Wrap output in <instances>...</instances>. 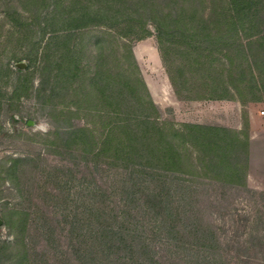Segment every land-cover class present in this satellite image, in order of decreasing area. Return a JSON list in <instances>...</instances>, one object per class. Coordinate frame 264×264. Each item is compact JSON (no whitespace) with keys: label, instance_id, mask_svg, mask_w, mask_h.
I'll list each match as a JSON object with an SVG mask.
<instances>
[{"label":"trees","instance_id":"1","mask_svg":"<svg viewBox=\"0 0 264 264\" xmlns=\"http://www.w3.org/2000/svg\"><path fill=\"white\" fill-rule=\"evenodd\" d=\"M0 8L22 44L14 69L0 55V115L6 110L16 121L20 99L34 95L51 123L52 152L115 171L73 193L62 185L64 175L51 172L46 183L56 177L58 186L39 188L38 203L20 177L33 158L1 162L0 199L10 183L15 197L28 201L0 209L12 236L0 237V264H166L153 243L165 232L171 241L180 235L182 264H225L214 252L211 225L184 219L188 210L176 194L189 192L171 184L203 174L246 187L249 137L194 122L168 127L132 42L155 36L178 97L244 100L247 92L257 101L264 91V0H0ZM82 116L86 122L76 124ZM152 218L162 229L148 231Z\"/></svg>","mask_w":264,"mask_h":264},{"label":"rangeland","instance_id":"2","mask_svg":"<svg viewBox=\"0 0 264 264\" xmlns=\"http://www.w3.org/2000/svg\"><path fill=\"white\" fill-rule=\"evenodd\" d=\"M10 31L11 24L6 20L3 8H0V55L4 62L14 69L13 55L14 53L21 55L19 47H22V44L11 37ZM95 32L96 30L91 33ZM119 45L121 46L119 43L118 47L114 46L116 50L118 49V55L122 53ZM132 48L141 77L154 102L162 111V122H165L168 127L174 126L176 129H181L185 122L223 126L235 130L242 136H248L249 141L251 136L258 139L264 133V91L257 92L259 97L257 101H252L251 95L247 92L244 100L237 94L234 99L178 97L163 65L155 36L134 40ZM89 50L87 49L85 55L86 61L93 59ZM21 62L26 66L25 60ZM11 79H14V75ZM38 80V76H35V85L38 84ZM14 114L16 121L11 119L6 110L0 115V163L8 161L9 157L33 158V161L29 160V163L26 162L27 164L23 165V172L20 174L25 194L28 197L32 196L33 201L41 203L42 198L38 196L39 188L50 190L58 186L56 177H52L51 183H46L50 181L51 172H60L65 176L61 180L62 185L71 193L78 191L80 187H85L93 178L101 184L115 173L114 169L105 168L104 165L99 166L95 162L86 163L79 155L66 158L52 152L54 148L46 140L47 134L52 129L51 123L48 116L40 109L34 95L23 96L19 102V109ZM85 122L84 117L75 119L76 124ZM192 156L194 163L197 164V156L195 154ZM263 157L253 155V164L250 168V155H248L246 187L220 182L203 174H185L183 177L187 180L176 177L178 181L171 184L173 190L181 187L182 191L189 192L184 198L180 192L176 194L177 204L188 210L184 219L191 217L200 228L211 225L216 239L214 252L230 264H264ZM4 187L5 195L0 199V209L3 204L14 206L18 202L28 201L15 197L17 190L10 183H6ZM69 203L73 205L75 202L69 201ZM0 220V237L11 239L8 228L3 226L1 212ZM149 223V232L150 229L156 230L159 227L162 229L158 218L150 219ZM188 229L191 230V228ZM163 230H165L164 227ZM175 236L176 241H171L169 239L171 237L165 232L153 242L159 251L158 258L166 264H182L183 247L180 245V235ZM199 240H195L194 243H198ZM218 259H220L219 256Z\"/></svg>","mask_w":264,"mask_h":264},{"label":"crops","instance_id":"3","mask_svg":"<svg viewBox=\"0 0 264 264\" xmlns=\"http://www.w3.org/2000/svg\"><path fill=\"white\" fill-rule=\"evenodd\" d=\"M254 136L250 137L249 141V153L250 155V168L253 164V155H262L264 156V133L260 136V138L255 139ZM264 158V157H263ZM250 176V174H249ZM250 178V177H249Z\"/></svg>","mask_w":264,"mask_h":264},{"label":"water","instance_id":"4","mask_svg":"<svg viewBox=\"0 0 264 264\" xmlns=\"http://www.w3.org/2000/svg\"><path fill=\"white\" fill-rule=\"evenodd\" d=\"M18 66H20V67H24V66H25V63L20 62V63H18ZM0 224H1V220H0Z\"/></svg>","mask_w":264,"mask_h":264}]
</instances>
